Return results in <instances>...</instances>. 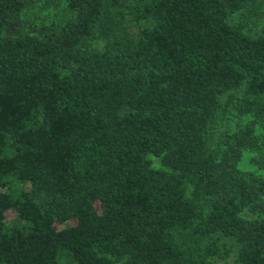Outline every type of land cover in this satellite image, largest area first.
Masks as SVG:
<instances>
[{"label": "trees", "instance_id": "16d2710c", "mask_svg": "<svg viewBox=\"0 0 264 264\" xmlns=\"http://www.w3.org/2000/svg\"><path fill=\"white\" fill-rule=\"evenodd\" d=\"M263 148L264 0H0V264H264Z\"/></svg>", "mask_w": 264, "mask_h": 264}, {"label": "rangeland", "instance_id": "374dc122", "mask_svg": "<svg viewBox=\"0 0 264 264\" xmlns=\"http://www.w3.org/2000/svg\"><path fill=\"white\" fill-rule=\"evenodd\" d=\"M99 44L101 43H94L93 44V48H99ZM102 45V44H101ZM252 120L251 117H246L244 120H242L240 122V124L244 125L248 122H250ZM260 131L258 130L257 128V133H259ZM262 152L264 153V148L262 149ZM258 156V154L256 152H251V151H244L242 156H241V159H240V162L237 166L238 170L241 171V172H250V173H254L256 175H259L261 176L262 178H264V170L260 169L258 167V165H256L254 163V158H256ZM149 160L151 161V165L156 168V169H161V165H160V162H159V159H156V158H153V157H148ZM243 217L244 218H247V219H252L254 218V214L251 213L250 211H244L243 212ZM13 214L12 213H9V217L12 218Z\"/></svg>", "mask_w": 264, "mask_h": 264}]
</instances>
